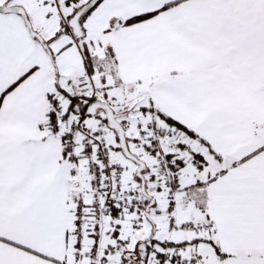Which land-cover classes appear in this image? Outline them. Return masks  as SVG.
<instances>
[{
  "label": "snow or ice",
  "instance_id": "snow-or-ice-1",
  "mask_svg": "<svg viewBox=\"0 0 264 264\" xmlns=\"http://www.w3.org/2000/svg\"><path fill=\"white\" fill-rule=\"evenodd\" d=\"M0 264H264V0H0Z\"/></svg>",
  "mask_w": 264,
  "mask_h": 264
}]
</instances>
